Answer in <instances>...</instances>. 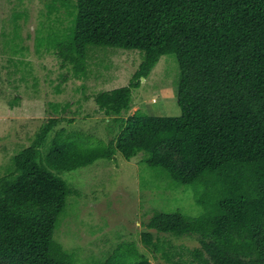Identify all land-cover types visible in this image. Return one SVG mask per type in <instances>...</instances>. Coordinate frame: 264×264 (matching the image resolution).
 <instances>
[{
    "label": "trees",
    "instance_id": "16d2710c",
    "mask_svg": "<svg viewBox=\"0 0 264 264\" xmlns=\"http://www.w3.org/2000/svg\"><path fill=\"white\" fill-rule=\"evenodd\" d=\"M72 15L71 34L55 53L75 77H89L97 62L95 53L87 62L89 47L138 51L143 59L129 86L93 97L120 127L107 145L82 148L50 117L15 156L14 172L0 178V264H76L54 240L74 194L55 172L141 152L149 167L203 191L201 216L156 212L144 224L141 241L154 257L162 251L151 231L199 237L193 261L175 264H264V0H76ZM165 55L177 59L181 115H129L133 90ZM121 251L101 264H151L131 246Z\"/></svg>",
    "mask_w": 264,
    "mask_h": 264
},
{
    "label": "rangeland",
    "instance_id": "374dc122",
    "mask_svg": "<svg viewBox=\"0 0 264 264\" xmlns=\"http://www.w3.org/2000/svg\"><path fill=\"white\" fill-rule=\"evenodd\" d=\"M75 4L76 0H0V178L14 172L15 156L32 144L50 117L61 120L56 130L63 129L66 140L85 149L101 148L119 134V125L98 109L93 97L129 86L143 56L138 51L89 47L87 62L93 53L98 57L93 70L89 66V77H75L70 65L61 67L55 48L71 34ZM178 80L176 56H162L150 79L133 90L129 115L139 111L179 117ZM48 147L49 142L41 149L44 158ZM146 158L141 152L126 161L118 153L112 161L55 172L74 194L68 197L54 240L76 264H101L128 246L151 264L193 261L190 251L201 247L195 235L151 231L160 241L158 257L141 241L144 224L156 212L197 218L204 210L197 203L203 192L199 186L177 184L167 171L144 163Z\"/></svg>",
    "mask_w": 264,
    "mask_h": 264
}]
</instances>
